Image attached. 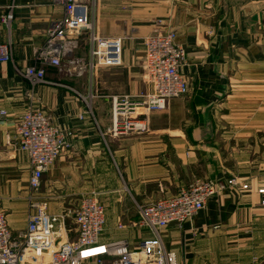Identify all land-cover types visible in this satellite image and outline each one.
Masks as SVG:
<instances>
[{"label": "crops", "instance_id": "0c3cea01", "mask_svg": "<svg viewBox=\"0 0 264 264\" xmlns=\"http://www.w3.org/2000/svg\"><path fill=\"white\" fill-rule=\"evenodd\" d=\"M86 3L94 33L120 40V65L86 66L91 32L83 31L75 37L72 56L83 60L82 69L66 62L59 70L45 69L47 84L33 88L31 102L49 115L71 148L42 175L34 198L49 215H58L74 213L82 197L96 195L105 209L101 243L125 240L135 248L148 236L132 226L138 205L173 196L196 180L236 178L246 191L228 188L192 221L169 226L162 242L176 264H190V254L180 251L182 237L196 233L205 241L220 235L232 244L222 249L245 253L238 264H250L251 258H244L250 254L264 264V0ZM7 13L9 26L1 23ZM62 16V7L47 0H0V45L11 50V60L0 65V111L6 113L0 115V205L13 234L26 229L32 213L28 158L14 146L31 91L19 72L34 65L46 30ZM158 29L173 31L185 50L188 93L150 114L146 132L113 135L112 99L136 101L148 91L143 40ZM242 90H247V114L234 109ZM235 121L247 122V130L233 129ZM244 138L247 165L233 156L237 140ZM66 228L72 238L71 220Z\"/></svg>", "mask_w": 264, "mask_h": 264}, {"label": "built area", "instance_id": "2783aa9c", "mask_svg": "<svg viewBox=\"0 0 264 264\" xmlns=\"http://www.w3.org/2000/svg\"><path fill=\"white\" fill-rule=\"evenodd\" d=\"M47 1L60 5L63 16L46 30L45 42L36 51L34 65L19 72L31 85V91L26 94L28 106L17 121L14 146L28 158L32 213L26 229L13 234L0 205V264H176L175 255L163 245V232L169 226L180 228L195 219L208 201L228 188L246 191L248 186L236 178L196 180L173 196L138 205L137 221L132 226L147 231L148 236L135 248H130L125 240L101 243L105 209L96 195L82 197L74 213L49 215L45 205L34 196L39 193L42 175L70 150L71 145L49 115L31 102L33 88L47 84V67L59 70L66 62L82 69L83 60L72 56L78 48L75 37L83 31L91 32V61L87 64L90 69L94 64L119 66L120 40L101 38L94 33L88 20L86 0ZM11 21L10 13L1 18L6 26ZM176 38L173 31L163 29L144 38L142 73L148 91L140 94L136 101L128 96L112 99L113 135L146 132L150 114L165 110L170 100L188 93V80L182 71L186 66V53ZM10 60V47L0 45V65ZM84 113L91 114L90 108ZM5 114L0 111L1 116ZM68 220L72 222V238L66 228ZM117 228L124 230L125 226L118 224Z\"/></svg>", "mask_w": 264, "mask_h": 264}, {"label": "rangeland", "instance_id": "374dc122", "mask_svg": "<svg viewBox=\"0 0 264 264\" xmlns=\"http://www.w3.org/2000/svg\"><path fill=\"white\" fill-rule=\"evenodd\" d=\"M93 29V26H92ZM87 66V65H86ZM247 97V90H242L240 92L241 100L240 104L234 109L237 113L247 114L248 106L247 102L243 103V98ZM234 125L233 129L238 132H243L247 130V122L235 121L231 124ZM238 146L236 149V154L233 156L238 158L242 164H248V148H247V138L239 139ZM247 170V168L242 169ZM243 174V173H241ZM199 235L196 233L187 234L181 238L180 241V251L188 252L191 256L190 264H238L239 259L245 255V253H238L232 249H222V246H231V243H225L220 235H213L210 239H205V241H200ZM207 241V242H206ZM184 253V252H183ZM251 258L250 264H263L262 258L255 257L254 254L245 256V259Z\"/></svg>", "mask_w": 264, "mask_h": 264}, {"label": "bare ground", "instance_id": "6f19581e", "mask_svg": "<svg viewBox=\"0 0 264 264\" xmlns=\"http://www.w3.org/2000/svg\"><path fill=\"white\" fill-rule=\"evenodd\" d=\"M99 252L102 253L101 250Z\"/></svg>", "mask_w": 264, "mask_h": 264}]
</instances>
